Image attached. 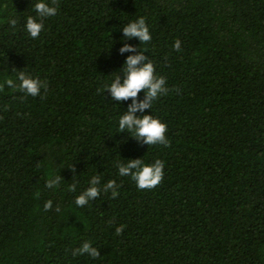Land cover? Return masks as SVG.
Instances as JSON below:
<instances>
[{"label": "trees", "instance_id": "trees-1", "mask_svg": "<svg viewBox=\"0 0 264 264\" xmlns=\"http://www.w3.org/2000/svg\"><path fill=\"white\" fill-rule=\"evenodd\" d=\"M37 2L0 0V264H264V0H45L57 13L32 38ZM141 17L146 44L123 33ZM141 51L169 91L135 115L169 146L120 132L133 100L105 88ZM19 72L47 89L26 95ZM136 159L164 163L158 186L119 175ZM85 242L98 258L73 254Z\"/></svg>", "mask_w": 264, "mask_h": 264}, {"label": "clouds", "instance_id": "clouds-1", "mask_svg": "<svg viewBox=\"0 0 264 264\" xmlns=\"http://www.w3.org/2000/svg\"><path fill=\"white\" fill-rule=\"evenodd\" d=\"M56 2L57 0H52L53 5H55ZM34 9L39 17V21L36 18L29 16L26 23V30L32 38H38L44 27L42 23L43 19L55 16L57 8L55 6H50L45 0H40V2H37L34 5ZM10 24L14 27L16 25V20H11ZM123 33L127 39L138 37L141 44H146L152 39L149 28L143 17L128 23L123 28ZM173 47L174 50L180 51L181 41L177 39ZM120 51L123 53L136 51V49L131 45L125 44ZM148 60L149 58L142 51L139 55L129 56L123 68V72L125 73L123 83L120 82V77L118 75L115 80L110 85L105 86V88L106 91H110L114 101L123 102L129 98L133 100L127 113L119 118L118 123L120 132L127 130L137 139H142L144 143L149 146L157 144L169 146L166 137L167 125L165 123H162L159 119L153 118L152 115H144L142 117H137L135 115L137 111L143 112L145 109L151 108L153 100L157 99L160 95L167 94L169 91V89L165 87V78L155 75L153 62H144ZM18 79L20 81L18 88L26 95L35 97L40 95L41 87L47 89L46 84H42L38 78L27 76L25 72H19ZM5 83L9 87H16L12 79H8ZM4 86V84H0V91L4 90ZM103 90L104 89H98V91ZM142 91L146 93V98L143 102L138 100V95ZM118 170L120 176L131 177L141 190H151L158 186L164 178V163L160 160H156L153 164H145L142 159L131 160L128 161L126 166L120 165ZM99 179V177H94L92 179L93 186L87 188L86 191L76 198L75 203L78 206H85L90 200L99 195L100 189L96 186L99 183ZM60 182L61 178L56 176L55 179H49L47 181V187L53 188L54 186H58ZM106 187H117L116 181L110 180ZM71 190L75 191V185H71ZM117 195V192L112 193L113 198ZM51 208L52 201L49 200L44 204V210L48 211ZM56 210L60 211L59 206H57ZM123 231L124 226H118L116 228L117 235L122 234ZM73 254H88L92 258H98L100 256V251L97 248L92 247L90 243L85 242L83 246L76 249Z\"/></svg>", "mask_w": 264, "mask_h": 264}]
</instances>
